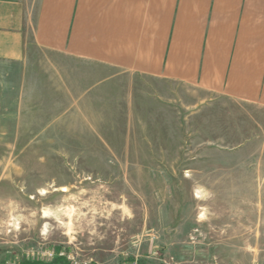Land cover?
<instances>
[{"label": "rangeland", "instance_id": "374dc122", "mask_svg": "<svg viewBox=\"0 0 264 264\" xmlns=\"http://www.w3.org/2000/svg\"><path fill=\"white\" fill-rule=\"evenodd\" d=\"M68 255L264 264V109L35 48L0 63V264Z\"/></svg>", "mask_w": 264, "mask_h": 264}, {"label": "crops", "instance_id": "0c3cea01", "mask_svg": "<svg viewBox=\"0 0 264 264\" xmlns=\"http://www.w3.org/2000/svg\"><path fill=\"white\" fill-rule=\"evenodd\" d=\"M30 48L264 109V0H0V63Z\"/></svg>", "mask_w": 264, "mask_h": 264}, {"label": "built area", "instance_id": "2783aa9c", "mask_svg": "<svg viewBox=\"0 0 264 264\" xmlns=\"http://www.w3.org/2000/svg\"><path fill=\"white\" fill-rule=\"evenodd\" d=\"M63 255H65V254L64 253H60L59 254V256H63ZM53 256H54L53 252L48 254V257H53ZM67 259L70 261V264H78V263L74 262L73 258H70L69 255L67 256ZM79 264H90V263L89 262H82V263H79ZM133 264H135V262Z\"/></svg>", "mask_w": 264, "mask_h": 264}]
</instances>
